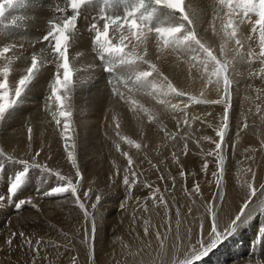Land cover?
<instances>
[{
  "label": "bare ground",
  "instance_id": "1",
  "mask_svg": "<svg viewBox=\"0 0 264 264\" xmlns=\"http://www.w3.org/2000/svg\"><path fill=\"white\" fill-rule=\"evenodd\" d=\"M60 1L43 0L38 5L37 0H28L27 5L23 8L9 9L6 14L10 13V16L7 17L5 14V17L0 21V44H23L26 50L25 56L30 55L33 50L30 45L46 33L47 20L55 14L56 7H60V5L54 6V3ZM112 3L115 4V2ZM185 10L190 15L198 17V28L202 37L211 43L214 49H218L219 44L222 43L219 35L222 27L219 17L223 16L219 0H185ZM94 11H98L97 3L87 6L84 16L91 17L90 14ZM158 15L159 19L165 23L175 19L167 10ZM87 23L85 19L79 21L78 28L82 33L79 34L80 38L77 40L75 49H71L70 62L72 60V65L77 68V71L73 76L71 90L74 91V96L70 98L71 101L65 100V104L67 110L73 113L72 119L75 118L68 135L73 137L77 144L75 151L84 176V180L80 182L82 187L78 188L77 195L80 196V201L85 204V207L93 213L95 231L92 232L91 221L84 218L83 211L79 208L73 194L65 193L50 197L43 195V193L66 182L60 179L61 176L72 179L74 184L77 183L75 170L67 161L63 148L62 125L57 126L54 122L56 118H60L58 115L59 105L54 99L49 98L51 92L48 89L54 79L55 69L54 66L47 64L41 70V74L26 89L18 104L6 114L3 123H0V148L5 150L6 155L13 157V160L10 161L4 156H0V195L6 197L3 206L0 207L2 214V219H0V264H4V259L1 257V252L5 249L3 241L10 233L19 232L21 229L28 231L27 235L33 240V245L27 247L24 245L23 238H19L12 247L18 253H20L19 246L23 247L24 252H28L31 258H37V253L35 255L33 253L39 247L43 255L41 264H71L73 258L77 259L78 264H179L184 259H191L190 252H186L185 248L187 244L196 245L199 238L198 226L201 222L204 223L203 238L206 243L210 242L208 240L210 216L206 215V204L214 202L215 207L218 208L216 204L219 202L216 198L218 195L224 196L221 205H219V223L222 230L227 215L238 212L239 206L243 203L242 198L248 193L249 184H255L257 187L255 202L264 196L260 190L264 183V136L255 127L242 131V123L245 119L248 120L250 111L245 104V98L251 95L249 98L251 100L254 97L257 98L255 100L257 102L264 100V88L262 91L258 88V86H264L254 85L252 81L248 82L253 76L250 73H256L255 76L261 77L264 64L258 60L250 61L248 64L237 63L236 70L231 73L233 86H236V88H232L231 101L239 103L241 106L238 109L235 107L234 111L231 109L232 113L236 115L234 119H238L237 121L232 120L228 139L226 138L228 145L234 147V152L229 154L230 168L228 170L226 168L224 188L221 192L215 186L214 178L211 175L216 170L215 161H211L214 157L207 156V153L214 150L213 141L218 140L216 131L222 120L223 106L193 103L189 108V114L199 116L205 122L190 121L191 127L185 128L177 125L172 114L161 115V109L156 102L146 94V90H142L134 98L139 99L145 108L161 118L159 125L148 123L146 115L133 113L130 105L123 101L116 102L112 97L108 81L113 79V75L100 67L89 68L90 64L98 65L99 60L92 51L94 45L90 43L91 37L87 32ZM213 24L215 33L211 31ZM25 25L31 27L32 30L29 28V30H23ZM250 31V27L241 25L240 38H246ZM249 43H251V50L258 53L259 47L255 38L253 42L246 41L245 51L248 50ZM45 47L46 45L42 43L36 45V50ZM79 53H83V55ZM76 54L79 55L75 56ZM8 58L13 66V73L9 78L11 91L18 81L19 75L22 74L26 61H18L15 54H9ZM152 60L156 62L154 56ZM172 64L175 65L173 70ZM3 66L0 63V67ZM158 67L169 81H173V84L178 88L191 95H196L198 99L219 98V94L211 88L205 90L204 97H201L202 84L199 79L190 78L187 74V65H177L173 57H166L163 63H158ZM119 74L117 72L114 75ZM193 77H195V73H193ZM240 81L248 83L245 86H238ZM157 82L163 83L162 80ZM241 96L244 99H241ZM41 98L48 102H39L35 108L24 105L25 101L37 102ZM172 103H178V100L173 99ZM137 117L140 119L138 120ZM116 123H120L119 134L115 129ZM29 127L33 129L31 142L28 141L27 130ZM140 128H143L146 136L144 141L140 139L138 132ZM165 128L168 132L177 135L178 138L175 142L165 139L163 131ZM125 136L137 142L146 143L147 149L138 151L129 146L124 140ZM185 136L188 137L187 141L184 139ZM206 137L209 139H205ZM197 140L199 143H196ZM72 142V140L68 141L69 144ZM185 142L189 150L187 156L181 152ZM117 144L120 145L122 151L129 152L137 161L136 169L142 182L137 184L143 187L147 193L128 186L118 189L124 185L122 177L127 164L126 159L116 151ZM165 144L167 147H162ZM41 146L45 147V152L36 157L34 153L39 151ZM202 148H205L204 152ZM157 149L159 154H157ZM237 150H241V153L237 155L239 163L231 161ZM173 151L180 156L184 170L189 173L187 188L185 181L179 176V169L171 161L170 157ZM20 159H27L30 163L34 161L42 167H32L27 173L22 187L14 197L9 198L8 185L14 176L25 167L19 162ZM199 160L211 161L210 168L207 173L201 172V175L192 176L191 173H195L196 163ZM203 162L198 167L201 168ZM152 165H156L159 172ZM45 166L51 168L52 171H46ZM117 168L121 170L120 175L115 177L114 185L107 188L108 178L106 175L114 176ZM144 168H146L145 173L141 172V169ZM249 168L252 170L251 173L248 171ZM160 174L166 176L164 181L159 179ZM253 174L255 175L254 180ZM171 176L176 177L175 187L171 180L167 179ZM241 176L246 178H240ZM232 177H235L233 178V199L228 196ZM197 182L201 185V193L204 198L201 201H197L192 195L195 193L186 194V192H191L193 184ZM144 183H151L154 189L158 187L169 202L168 215L171 217V236L168 235L166 210L159 206L158 201L153 202L152 193L143 186ZM89 187L92 188V192L89 193L90 199L84 195ZM224 191L227 192L226 195H224ZM33 195L37 196V198H32L36 207L32 205H25L21 209L15 207L18 200L31 198ZM96 195L101 196V201L96 209H92L91 205L95 203ZM40 200H43L44 203L42 204ZM255 202L252 205L254 208L259 209L264 206V199L260 205ZM177 209L180 212L179 217H177ZM188 209L192 210L191 214ZM145 221H147V225ZM178 222L182 237H184L186 229L191 228L190 241L184 238L182 243H178L173 239ZM251 224L255 230L250 226ZM145 226L149 229L147 235L144 233ZM261 226H264V214H257L250 223L225 239L197 264H264V243H259L257 239ZM157 231L160 233L159 237L156 235ZM36 232L38 238L35 236ZM41 241L42 243H40ZM93 252L94 255L91 254Z\"/></svg>",
  "mask_w": 264,
  "mask_h": 264
},
{
  "label": "snow or ice",
  "instance_id": "2",
  "mask_svg": "<svg viewBox=\"0 0 264 264\" xmlns=\"http://www.w3.org/2000/svg\"><path fill=\"white\" fill-rule=\"evenodd\" d=\"M28 0H0V19L5 17V14L12 8H23L27 5ZM93 0H67L64 7H56L57 13H62L63 18L59 21H50V26L42 35L41 39L30 45L33 49L30 55L25 56V46L18 43L0 44V63L4 66L0 67V123H3L6 114L13 109L20 101L22 95L30 84L41 74V70L47 64L54 66V79L50 83V99H54L59 105L58 115L60 118L55 119V124L63 128V148L66 152V159L75 170L77 183H73L72 179L61 176V180L66 182L58 187L52 188L50 191L43 193L45 197L59 196L60 194L71 193L75 196V200L79 208L83 211L84 218L91 221L92 232L95 231V218L83 202L80 201V196L77 195L78 188L82 187L84 176L81 172L80 165L77 160L76 147L77 144L73 137L68 133L72 128V111L67 110L65 104V93L72 90L73 85V66L70 64L69 50L75 49L77 40L80 38L78 22L81 19L87 20V32L89 33L91 45H94L92 51L95 52L99 60L98 65H89V68L100 67L105 72L113 75V79L108 81L110 93L116 102L123 101L132 107L133 113H141L147 116V121L150 124L159 125L161 118L156 113L145 108L139 99L134 98L142 90H146V94L156 102L161 109V115L165 113L172 114V118L176 120L178 126L190 128V121H202L199 116H191L189 108L194 103L196 105H221L223 106L222 120L218 125L216 136L218 140H214L215 148L209 151L207 156L214 157L215 171L211 173L214 178V183L217 189L221 192L224 188L225 164L226 156L224 154V144L226 135L230 129V110L232 108V87L233 78L231 73L236 70L237 63L248 64L250 61L258 60L264 64V0H219V5L223 11V16L219 17L221 23V32L219 33L222 43L218 49H214L212 44L207 42L201 35L198 28V17L190 15L184 7L185 0H117V4L122 5V10H114L112 0H103L104 7H100L96 14L92 17H85L84 11L87 6L91 5ZM70 9V13H69ZM112 9V10H110ZM167 10L175 17L170 22H163L159 19V13ZM15 22V20H13ZM247 25L250 27V34L242 39L240 26ZM211 31L215 33V25L211 26ZM258 42L259 51L251 50V43L248 44V50L245 51L247 42ZM45 44V48L36 50V45ZM151 49V51H150ZM47 52V55H45ZM9 54H15L18 61H26V66L23 68L22 74L19 75L18 81L14 84L13 89H9L10 74L13 73V66L9 61ZM83 55V53H79ZM155 57L156 62H153L152 57ZM166 57H173L177 65H187V74L190 78L199 79L202 84L200 96L204 97L205 90L213 89L219 94L218 99H198L196 95H191L187 91L178 88L175 84L169 81L167 76L158 67V63H163ZM231 57V59H229ZM119 72V75H114ZM195 73V77H193ZM255 76L256 73H250ZM261 78L264 79V71L261 72ZM162 80L163 83L157 81ZM259 98V97H258ZM178 100V103H172V100ZM260 108L257 106V112ZM55 113L53 116L55 117ZM210 115V114H209ZM182 117V118H181ZM139 120L140 117H137ZM210 126V125H209ZM249 124L246 119L242 123V131H246ZM116 132L119 134L120 123L115 125ZM28 141L32 140L33 129L28 128ZM165 132V139H170L175 142L177 135ZM141 141L146 139L143 128L138 129ZM187 141L188 137H184ZM205 139H209L206 137ZM69 140L73 142L68 143ZM126 143L134 147L138 151L147 149L148 145L143 142H137L125 136ZM196 143H199L197 140ZM116 151L119 152L125 159L127 167L123 170L122 182L125 186L134 187L137 183H142L139 179V172L136 169L137 161L127 151H122L120 145L117 144ZM167 147V144L162 145ZM188 146L185 142L181 152L187 156ZM42 152H45V147L41 146L39 151L34 155L39 157ZM157 154L159 150L157 149ZM0 156H4L7 160L12 161L11 155H6L5 150L0 148ZM171 161L176 164L179 169V176L185 181L187 188V180L189 173L186 172L181 164L180 156L175 151L171 153ZM25 167L18 172L7 188L8 197H14L24 183V179L32 167H42V165L29 162L27 159H20ZM151 163V161H149ZM159 172L156 165H152ZM51 172V168H44ZM209 164L205 160L200 168L202 173H207ZM251 173V168L248 169ZM121 170L116 169L114 175H120ZM59 175V173H57ZM195 176V173H191ZM131 177V179H130ZM253 180L255 175L253 174ZM159 179L164 181L166 176L159 175ZM175 187L176 177H167ZM143 186L149 189L152 193V200L155 203L159 202L166 210L168 218L169 233L171 234V217L168 215L169 202L161 194L160 189L153 188L151 183H144ZM260 190L264 193V185H261ZM257 187L255 184L248 185V193L243 197V203L239 206L236 213L227 215L223 229L219 223V211L215 207V203L205 205L206 215L210 216V231L206 243L203 238L204 223L199 224V238L197 240L198 248L193 247L191 251V259H184L179 264H197L203 257L207 256L213 249L217 248L229 236L235 234L241 227L250 223L257 214H264V206L259 209L252 207L257 197ZM92 188L84 193L89 197ZM201 194V185L194 183L191 192L186 194L191 195ZM6 197L0 195V207ZM223 201L224 196L218 195L216 198ZM101 201V196H95V203L91 205L92 209H96ZM25 205H32V198L20 199L15 203L17 209H21ZM123 207V205H121ZM145 210L146 207H145ZM191 209H188L191 214ZM180 212L177 209V217ZM147 225V221H145ZM148 227L145 226L144 233L148 234ZM157 237L160 233L157 231ZM19 238H23L24 245L31 247L33 240L26 235L25 232H12L3 241L5 250L11 248ZM191 240V228L186 229L184 237L179 232V222L177 231L173 239L182 243L183 239ZM258 242L264 243V226H261L258 232ZM42 243V241L40 242ZM59 247V245H57ZM39 252V247L36 248L34 255ZM94 255V252L91 253ZM36 264V261H32ZM71 264H78L76 258H73Z\"/></svg>",
  "mask_w": 264,
  "mask_h": 264
},
{
  "label": "rangeland",
  "instance_id": "3",
  "mask_svg": "<svg viewBox=\"0 0 264 264\" xmlns=\"http://www.w3.org/2000/svg\"><path fill=\"white\" fill-rule=\"evenodd\" d=\"M26 26V25H25ZM31 28V27H30ZM24 29V28H23ZM27 30V29H26ZM82 33V31H80L79 32V34H81ZM71 65H72V60H71ZM73 66V65H72ZM172 66V70L175 68V65H171ZM47 68V67H46ZM73 70L75 71L74 72V75L76 74V71H77V68H75V67H73ZM254 82V85H257V84H261V85H263L264 86V79H262L261 77H259V76H252V78L248 81V82ZM248 82H242V81H240V84H238V86H241V85H243V86H245V85H247V83ZM172 83H173V81H172ZM10 84H12V82L10 81ZM232 88H236V86H233ZM258 88H260V91H262L263 90V88L264 87H260V86H258ZM49 91H50V89H48ZM69 92H73V93H69ZM69 92H67V93H65V95H66V97H68L66 100H69V101H71L70 100V98H73V96H74V91H69ZM246 95H248V94H246ZM248 98H245V104H246V106L250 109V111H249V116H248V120H247V123L249 124V128H252V127H255V128H258L259 129V131L261 132V134L264 136V100L263 101H261V102H257V101H255L257 98L256 97H254V99L253 100H251V99H249L250 97H251V95H248L247 96ZM241 99H244V98H242V96L240 97ZM46 102L47 100H43V98H41V100L40 101H31V102H28V101H25L23 104L24 105H28L29 107H31V108H35V107H37V105H39V102L40 103H43V102ZM48 102V101H47ZM232 102V101H231ZM70 103H72V102H70ZM239 106H241V104H239V103H232V110L234 111V108L235 107H237V108H235V109H238V107ZM257 106H259V108H260V111H259V113L257 112ZM240 108V107H239ZM232 110H230V126L232 125V120L236 117V115H234V113H232ZM234 116V117H233ZM233 117V118H232ZM74 120H75V118H73ZM72 119V121H74ZM238 119V118H237ZM237 119H234V120H236L237 121ZM240 119V118H239ZM235 121V122H236ZM229 133V132H228ZM228 137V134L226 135V138ZM225 138V139H226ZM228 139V138H227ZM230 139H231V137H230ZM227 143V144H226ZM229 143H228V141H226L225 142V144H224V154H225V156H226V163H227V165L230 163V153H233L234 152V147L232 146V145H228ZM203 149V152L205 151V148H202ZM241 153V150H237L236 151V154L235 155H233L232 157V160L231 161H235V162H238V160H237V155H239ZM229 159V160H228ZM211 161H215V159H213V160H211ZM211 161H209L208 162V164L210 165V162ZM203 162V160H199L197 163H196V165H197V168H196V171H195V175H201L202 173H201V171H200V167H198V166H200V164ZM231 163H233V162H231ZM239 163V162H238ZM226 164H225V175H226V168H227V170L230 168V164L227 166ZM210 168V167H209ZM145 171H146V168H144V169H141V172H143V173H145ZM107 176V178H108V182H107V188H110L111 186H113L114 185V181H115V177L117 176V175H114V176H109V175H106ZM233 178H235V177H232L231 178V182H230V191L228 192V196L230 197V198H232L233 199ZM240 178H246V177H244V176H241ZM206 180H208V177H206ZM224 182V181H223ZM264 184V183H263ZM262 184V185H263ZM104 186V185H103ZM123 187H126L125 185H123V186H120L118 189H120V188H123ZM134 188H137V189H139V190H141V191H143V192H146L147 193V191L143 188V187H141L140 185H138V184H136L135 186H134ZM38 191H40V190H38ZM41 192V191H40ZM226 191H224V195H226ZM168 194H170V193H168ZM194 197H195V199L197 200V201H201V200H204V198H203V194L201 193L200 195H196V194H192ZM263 197V199H264V196H262ZM262 197H260L261 199H259V200H256V202H255V204H259L260 205V203L263 201V199H262ZM31 198H37V196H35V195H33V196H31ZM41 201V203L43 204L44 203V201L43 200H40ZM218 202H219V204H216L217 206H218V210H219V205H221V202L222 201H220V200H218ZM0 219H2V214L0 213ZM6 222H7V224H8V221L6 220ZM252 228H253V226H252V224L250 225ZM253 230H255V228H253ZM21 231H23V232H25L26 233V235L28 234V231H26V230H22L21 229ZM256 232V231H255ZM234 235V234H233ZM35 236L38 238V234H37V232L35 233ZM17 246H19V245H17ZM189 246V247H188ZM193 246L194 247H197L198 248V244L196 243V245L195 244H192V245H189V244H187L186 245V248H185V250H186V252L188 251V253H189V255L191 254V251H192V249H193ZM20 247V253H18L16 250H14V248L13 247H11V248H8L7 250H3L2 252H1V257L4 259V264H32V261H36V264H41V260H42V258H43V255H42V253L40 252V250H39V252L37 253V258H31L30 257V255H29V253L28 252H24V248L23 247H21V246H19ZM192 248V249H191ZM191 250V251H190Z\"/></svg>",
  "mask_w": 264,
  "mask_h": 264
}]
</instances>
